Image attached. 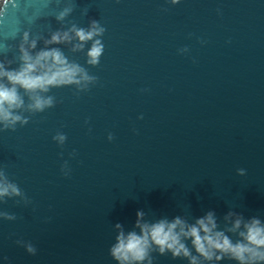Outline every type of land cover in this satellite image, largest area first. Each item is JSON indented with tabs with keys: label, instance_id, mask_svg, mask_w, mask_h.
I'll use <instances>...</instances> for the list:
<instances>
[{
	"label": "water",
	"instance_id": "95a60500",
	"mask_svg": "<svg viewBox=\"0 0 264 264\" xmlns=\"http://www.w3.org/2000/svg\"><path fill=\"white\" fill-rule=\"evenodd\" d=\"M14 3L0 19V59L18 55L28 30L41 37L33 52L59 47L99 81L79 96L53 89L54 108L0 132V166L31 200L0 203L17 217L0 219V264H116L108 251L115 225L139 231L138 211L146 221L190 223L212 211L233 241L238 217L240 230L253 218L264 225V0H73L63 26L55 16L65 0ZM91 19L107 29L98 66L85 62L90 43L78 52L45 45L50 31ZM57 131L67 136L63 147ZM154 256V264H188Z\"/></svg>",
	"mask_w": 264,
	"mask_h": 264
},
{
	"label": "clouds",
	"instance_id": "9594fccd",
	"mask_svg": "<svg viewBox=\"0 0 264 264\" xmlns=\"http://www.w3.org/2000/svg\"><path fill=\"white\" fill-rule=\"evenodd\" d=\"M169 2L176 5L180 0ZM8 6L17 7L14 0H2L0 19L6 17ZM74 10L73 0H65L55 20L63 26ZM217 12L220 14L219 9ZM87 13L88 9L84 8L81 14L87 16ZM106 30L96 19H91L87 27L69 21L66 28L50 31V39H45L44 43L46 46L71 45V52L83 51L90 43L85 62L96 67L104 54L105 45L102 38ZM16 34H19V30ZM40 38L39 35L32 37L30 31L24 30L16 46L18 55L11 59L7 56L0 59V132H15L18 126L29 124L33 116L54 108L58 101L56 96L51 94L53 89L73 87L75 95L79 96L80 93L88 92L90 86H95L99 81L96 75L91 74L80 63L70 60L59 47H45L33 52ZM200 43L204 44L206 41L200 40ZM9 50L11 49H6ZM188 51L187 47L178 49L180 54ZM144 91L147 89H141V92ZM87 123L86 119L85 124ZM52 139L58 146L63 147L67 136L57 131ZM107 139L111 142L114 139L113 133L109 132ZM69 155L75 157V150ZM60 156L63 157V153H60ZM61 172L65 177L70 175L68 161L61 165ZM237 173L243 176L246 170L240 168ZM15 197H20V200L16 201L18 204L23 202L27 206L31 203L18 184L9 178L6 166H0V203H6L7 199ZM144 215L143 211L137 212L134 227L139 231L125 232L123 225H115L118 231L108 251L116 264H154V254H170L172 259H184L188 264H201V261L212 264L213 261L220 262L225 259L235 264H264V225L259 219L253 218L250 222L243 223V230H240L242 220L238 217L229 229L232 232L239 230V238L233 241L224 231L218 230L215 213L212 211L197 218L194 223L179 216L172 220L164 218L154 222L146 221ZM232 215L233 213H229L225 219ZM0 219L14 221L17 217L0 210ZM15 243L24 247L28 254L35 255L37 252L31 242L16 240Z\"/></svg>",
	"mask_w": 264,
	"mask_h": 264
}]
</instances>
